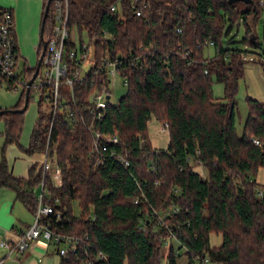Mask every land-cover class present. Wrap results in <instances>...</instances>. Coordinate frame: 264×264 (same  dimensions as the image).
Listing matches in <instances>:
<instances>
[{"label":"trees","instance_id":"trees-1","mask_svg":"<svg viewBox=\"0 0 264 264\" xmlns=\"http://www.w3.org/2000/svg\"><path fill=\"white\" fill-rule=\"evenodd\" d=\"M57 1L65 0H50L43 21L44 40L54 25ZM46 3L43 0L40 26ZM113 3L116 7L111 11ZM66 4V49L76 45L74 34L78 44L85 34L93 48L92 66L72 86L73 100L64 102L52 116L51 105L38 92L36 119L25 148L19 138L26 110L0 116L3 153L10 144L27 156L44 155L47 150L60 170V186L42 178L41 163L32 164L26 177L14 176L2 155L0 188L11 190L15 200L34 214L35 191L43 179L49 203L60 213L43 221L80 239L76 251L69 249L60 264H86L87 260L159 264L158 252L167 238L171 241L166 264H177L180 250L187 264H201L194 262L196 254L213 264H264V184L254 178L264 169V103L248 99V114L238 137L234 96L246 62L240 59V51L225 49L222 40L241 19L242 42L260 46L255 33L260 1L66 0ZM205 41L213 44L216 53L211 57L204 56ZM41 48L39 40L36 62ZM105 57L130 59L118 68L127 86L96 119L88 111L89 97L108 85L100 70ZM36 62L27 66L29 79ZM255 62L264 67L263 62ZM213 80L223 84L222 102L212 95ZM33 92L29 91L28 102ZM24 93L9 108H21ZM151 120L166 127L168 144L163 149L151 145ZM93 130L116 134L118 142L97 151ZM96 158L103 162L96 166ZM74 203L80 207L79 216L72 213ZM210 233L221 235L218 247L210 246Z\"/></svg>","mask_w":264,"mask_h":264},{"label":"built area","instance_id":"built-area-1","mask_svg":"<svg viewBox=\"0 0 264 264\" xmlns=\"http://www.w3.org/2000/svg\"><path fill=\"white\" fill-rule=\"evenodd\" d=\"M259 1L260 5H262L263 0ZM115 7V3L111 4L110 10H115ZM136 13L137 15L140 14V12ZM53 19L54 25L48 39L45 40L46 48L41 58L38 72L32 83L28 86L27 83L29 78L27 77L26 70L29 66L27 67L24 65L22 76L17 73L20 54L12 10L11 8L0 7V81L5 82L7 88L10 90H21L20 93L25 92L27 87L29 88V91L33 90L37 93L42 91L43 100L47 101L51 105L52 116L55 115L64 102L73 100L72 86L75 82H80L88 72L82 73V67L85 61L89 58V49L92 47V43L88 42L86 44L83 42L66 49V43L69 39L67 29L68 9L66 0L64 2L57 1L54 4ZM204 45H210L213 47L211 41H205ZM215 53L216 52L214 50V54ZM239 56L244 62L260 61L264 63V59L261 55L254 54L252 52L240 51ZM129 60V58L126 59L123 57H117L116 59L105 57L102 60L100 70L108 78V85L111 78L118 76V68L121 66V63ZM123 84L125 87L127 86L126 80H123ZM108 85L96 89L89 97L90 104L88 106V111L90 114H94L96 119L103 117L106 105L109 102L110 93L108 91ZM62 86L65 88L64 93L61 92ZM107 96H109L108 99ZM51 126L52 123L50 125V129ZM87 128L88 130H91L92 124ZM158 131L160 134H163L166 132V127L159 124ZM93 139L95 146H97L95 149L97 151H99L100 148L105 150L107 145L118 142L116 134L103 135L96 130H93ZM255 143H258V141L255 140ZM110 155L114 156L121 165L125 167L127 166V162L122 157H117L114 152H111ZM102 162L101 158L95 159L96 166ZM41 171L43 179L47 177L52 182L53 186H60V170L58 167L53 165L48 158L47 150L44 152V159L41 162ZM43 179L37 187V189H40V194L36 196L37 205L33 214L34 219L32 224L19 235L15 244L9 245L5 240L0 241V247L6 248L8 254L12 252H24L30 247L33 241L41 237L48 242L53 243L57 247V255L60 258L65 256L69 249H71L72 252H75L77 249L76 245L80 242L78 237L55 231L50 227L49 223L43 221V217L49 214H55L57 217L60 215V213L54 209V206L49 203V197L44 189L45 184L43 183ZM152 215L157 216V213L153 211ZM193 257L201 264H208V259L204 256L200 257V255L196 254ZM0 264H4L3 259H0ZM86 264L93 263L91 260H87Z\"/></svg>","mask_w":264,"mask_h":264},{"label":"rangeland","instance_id":"rangeland-1","mask_svg":"<svg viewBox=\"0 0 264 264\" xmlns=\"http://www.w3.org/2000/svg\"><path fill=\"white\" fill-rule=\"evenodd\" d=\"M42 5L43 0H33L29 1L27 4V10L26 12L28 15L19 16V24L20 29L19 32H17V40H18V47H19V62L17 66V73L22 76V71L24 68V65L26 63V66L32 67L34 66L36 62V46L39 42V29H40V21H41V13H42ZM0 7L4 8H15V2L12 0H0ZM230 26V23L227 22L225 29L228 30ZM255 33L260 41L259 47H251L245 45L242 40L245 36V29L243 26V22L240 19V22H236L230 30L227 32L225 36H223V46L227 50H238V51H247L252 52L257 55H261L264 59V0L262 1L261 10H260V16L256 22L255 25ZM72 40L75 42V44H78L79 37L77 34H74L72 36ZM82 40L84 43H88V39L85 34L82 35ZM204 56L205 57H211L214 55V48L212 46H205L204 47ZM92 65V47L89 49V58L85 61L82 67V73H86L90 66ZM125 86L123 84L122 78L119 76H115L114 78H111L110 83L108 85V91L110 93L109 103L115 104L120 97L125 93ZM212 95L215 99L222 102V98L224 95L223 92V84L216 82L213 80L212 82ZM20 91H13L7 88V85L5 82H0V109H6L9 107L14 106L19 98H20ZM61 92H65V88L61 87ZM30 101L28 102V107L26 111L23 114V126H22V132L19 138V144L22 147H27L30 131L34 124V121L36 119V104L39 100V96L37 92H33L31 94ZM254 99L261 103H264V67L258 63V62H246L243 65V76L238 80L237 82V91L234 96V100L236 102V109L234 113V127H235V133L238 137H240L243 133V127L244 122L246 120L247 114H248V99ZM159 124L152 120L149 122L148 127V133L151 145L156 149H163L168 144V134L167 132H164L163 134H160L159 131ZM4 120L0 118V159L2 155H4L6 162L10 164V162H15L16 171L18 170V167L22 165V163L27 162V158L24 156H20L18 151H21L19 147L15 145L14 154L11 153V147H7L5 152L3 153V145H4ZM41 155V154H40ZM35 157V156H33ZM29 160V159H28ZM40 163V161H38ZM36 163L39 165V163ZM197 170V167H195ZM201 170V168H200ZM241 177L237 176L236 179L240 183ZM254 178L256 179V182L264 184V169L260 168L258 172H256ZM246 186V184H245ZM247 187V186H246ZM3 190H0V211H2L3 208L7 207V213H10L12 217L15 215L17 216V208L16 207H22V211L24 213L25 219L20 217V222L18 223V226H20L21 230H26V227L31 225L34 219V216L31 212L26 210V208H23V206H17L14 209L12 208L13 199L15 198L14 193L7 188H0ZM7 189V190H6ZM13 193V194H12ZM36 196L40 194V189H36L35 191ZM12 195V201L7 203L8 198ZM2 202H4L2 204ZM91 211V209H90ZM0 212V213H1ZM72 213L74 216L80 215V207L77 203H74L72 205ZM5 226L10 228L11 224L7 223V221L3 222ZM171 240L167 238L166 243L162 247V249L158 252V263L159 264H166L167 261V246L168 243ZM175 243V242H174ZM176 244V243H175ZM209 244L211 247H218L221 244V235L216 233H210L209 234ZM180 256L177 257L176 261L177 264H187V257L182 254V250L179 251ZM1 258V257H0ZM195 263H197V259L194 260ZM208 264H213L211 262H208Z\"/></svg>","mask_w":264,"mask_h":264},{"label":"crops","instance_id":"crops-1","mask_svg":"<svg viewBox=\"0 0 264 264\" xmlns=\"http://www.w3.org/2000/svg\"><path fill=\"white\" fill-rule=\"evenodd\" d=\"M12 1L15 2V8L14 9L11 8L12 13H13V17H14L15 30L17 32H19L20 24H19V16L18 15H22V16L28 15L30 10L28 11L26 7H27V4L29 3V1H33V0H12ZM39 2H40V0H39ZM26 10L28 11V13L26 12ZM16 38H17V33H16ZM17 42H18V40H17ZM35 50H36V48H35ZM32 128H33V126H32ZM32 128H31V130H32ZM30 133H31V131H30ZM7 147H9V148L11 147V149H10L11 153L14 154L13 149L15 148V145L10 144ZM23 148H25V147H23ZM15 153H18L19 157L24 156V158L25 157L27 158V162L22 163V165H20L18 167L17 171H16V167H15L16 166L15 162H13V163L10 162V164L7 162L8 166L10 167V169L13 173V175L17 176V177H26L28 168L32 164L37 163L38 161H40V163H41L44 159L43 154H41V155L40 154H34L32 156H27L22 151H18ZM33 156H35V157H33ZM0 190H3V189H0ZM12 198H14V197H12V195H10V197L7 200L8 204L10 201H12ZM3 203L4 202H2V204ZM16 204H18V206H23L21 203L16 201L14 198L11 209H14L17 206ZM16 208H17V216L15 215L14 217H12L10 215V213H7V207L2 209L3 212L0 211L1 212L0 213V241L5 240L9 245L15 244L18 240L19 235L24 231V230H21L20 226H18V223L20 222V217L25 219L24 213L21 209L22 207H16ZM23 208H24V206H23ZM5 221H7V223L11 224L10 228H8L7 226H5V224H3V222H5ZM28 227L29 226H27L26 229ZM0 257H1L0 259L4 260V264H60V260H61V258L57 255V247L53 243L48 242L47 240H45L42 237L33 241L32 244L30 245V247L22 253L12 252V253L8 254L6 248L0 247Z\"/></svg>","mask_w":264,"mask_h":264},{"label":"water","instance_id":"water-1","mask_svg":"<svg viewBox=\"0 0 264 264\" xmlns=\"http://www.w3.org/2000/svg\"><path fill=\"white\" fill-rule=\"evenodd\" d=\"M238 1H241L244 3H251V0H228L229 3H234V2H238ZM49 2H50V0H47V3H46L45 8H44V12H43V20H42V23H41V26L39 29V40H40L41 47H42L41 48L42 49L41 54H40L39 58L37 59L35 69H34V73L27 83L28 86L32 83L33 79L35 78V76L38 72L40 62H41V58H42V56L44 54V50L46 48V41L43 38V21H44L45 15L47 14L48 8H49ZM28 96H29V88L27 87L25 90V93H24L23 106L21 108H15V109H12V108L0 109V116L3 114H6V113H22V112H24L28 106ZM108 98H109V96H107V99Z\"/></svg>","mask_w":264,"mask_h":264}]
</instances>
